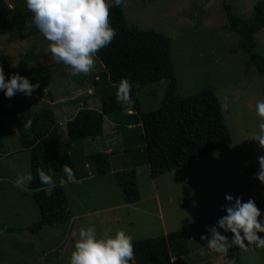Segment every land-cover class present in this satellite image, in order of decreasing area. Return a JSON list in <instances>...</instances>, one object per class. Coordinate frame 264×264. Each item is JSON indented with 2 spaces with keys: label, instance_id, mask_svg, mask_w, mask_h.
<instances>
[{
  "label": "rangeland",
  "instance_id": "obj_1",
  "mask_svg": "<svg viewBox=\"0 0 264 264\" xmlns=\"http://www.w3.org/2000/svg\"><path fill=\"white\" fill-rule=\"evenodd\" d=\"M223 1L231 4L236 15L249 17L258 0H125L123 9L127 22L160 31L170 38L178 93L186 95L206 86L213 87L232 142L155 177L150 176L148 166H142L135 172L139 197L133 202L123 199L115 175L118 170L131 168L128 159L122 152L112 154V171L104 174L91 171L87 178L64 183L72 212L68 220L45 224L37 234L25 229L3 231L0 228V264H68L79 230L90 225H95L98 235L124 233L133 240L185 229L191 236V251L168 264H264V248L233 246L220 254L210 251L206 241L200 239L201 233L207 234L205 226L214 224L224 214L220 206L226 202V192L244 200L264 198V183L255 177L259 170L257 156L264 154L255 139L260 120L255 104L257 99L264 98V74L253 64L247 65L245 52L236 49L238 35L225 27ZM254 38L256 50L264 53V27L255 32ZM47 46L42 33L25 38L0 34V65L9 72L23 55L29 57L28 65H47L51 73L47 89L34 91L31 96L18 93L16 100L36 109L43 101H49L51 95L50 102H55L57 115L63 98L92 91V80L103 65L96 59L88 73L72 74L63 62L51 59ZM166 83L167 80L156 81L140 90L142 110H153L160 105ZM88 103L95 108L101 105L99 97L89 98ZM6 107L14 108L12 104ZM1 115L4 116V110ZM104 119L109 122L107 117ZM59 123L63 127L59 137L65 139L64 121L60 117ZM111 124L113 133L92 137L97 146L101 143L104 152H107V142L114 149H120L121 134L112 121ZM109 127L106 126V132ZM15 133L9 137L10 148L18 143ZM73 153L80 156L76 151ZM74 161L77 167L82 168L85 162L84 169L92 170L87 155L77 160L75 157ZM47 173L51 177L55 175L50 170ZM27 174L28 149L0 154L1 227H23L37 216L38 206L27 188L28 180L22 185L16 184L18 177ZM214 256L223 261L211 262Z\"/></svg>",
  "mask_w": 264,
  "mask_h": 264
},
{
  "label": "trees",
  "instance_id": "obj_2",
  "mask_svg": "<svg viewBox=\"0 0 264 264\" xmlns=\"http://www.w3.org/2000/svg\"><path fill=\"white\" fill-rule=\"evenodd\" d=\"M222 10L226 19L225 27L238 35L236 49L245 52L247 65L253 64L259 73L264 74V53L256 50L254 38L255 32L264 27V0L254 3L253 14L249 17L236 15L231 4L225 1L222 2ZM31 15L26 0H0V34H8L10 38L40 34L34 25L30 30L25 27L26 23H30ZM109 20L117 29V34L97 54L103 69L98 79L92 80L93 91L77 93L69 99L63 98L59 102L62 109L57 115L53 105L55 102H50V98L53 99L50 94L49 101H43L34 109L17 101L18 93L8 98L0 91V154L29 150V173L33 179L27 182V188L38 206L37 216L31 222L23 227L0 225L3 231L25 229L37 234L45 224L61 223L72 216L64 183L73 177L63 171L65 164L72 167L75 179H83L91 171L96 174L110 172L111 154L122 152L131 168L118 170L115 175L122 188L123 199L133 202L139 197L134 181L136 165L148 163L150 175L155 177L197 161L203 155L232 142L221 102L213 87L206 86L186 95L178 93V80L167 35L127 22L123 6L111 7ZM28 61L29 57L23 55L15 68L9 72L4 70L6 78L7 74L18 71L29 76L32 82L40 84L35 91L46 90L51 81L50 68L47 65L31 66ZM125 75L134 85L130 105L116 100L118 81ZM160 80H167L160 105L153 110H142L140 90ZM94 96L99 97L101 102L97 108L88 103V99ZM2 102L4 105H1ZM75 103H79V106ZM11 104L14 108L8 110L6 106ZM126 107L131 110L126 111ZM1 109L4 110V116L1 115ZM105 115L112 118L121 134L120 149L88 154L92 170L83 167L79 170L74 160L75 157L76 160L82 157L75 156L73 152H79L78 143L83 144L87 139L95 143L92 137L102 134ZM59 117L64 120L65 139L59 137L63 129ZM28 119L32 120V126L25 128L23 125ZM13 132H16L18 143L10 148L9 137ZM37 169L54 172V184H43ZM48 189H51V195L46 194ZM255 202L264 210V198L256 199ZM259 235L264 236V233ZM134 241L136 264H168L172 259L188 255L191 251L189 236L182 228Z\"/></svg>",
  "mask_w": 264,
  "mask_h": 264
},
{
  "label": "clouds",
  "instance_id": "obj_3",
  "mask_svg": "<svg viewBox=\"0 0 264 264\" xmlns=\"http://www.w3.org/2000/svg\"><path fill=\"white\" fill-rule=\"evenodd\" d=\"M124 2L26 0V7L32 15L25 27L30 30L34 25L43 34L48 41L47 49L52 60L63 62L72 74H86L94 67L99 50L109 45L117 34V29L109 20V9L123 6ZM39 87L38 82H32L29 76L18 71L7 74L6 78L0 65V91L5 97L11 98L16 93L31 96ZM133 87L128 76H122L117 85L116 100L130 105ZM125 110L130 111L131 108L126 107ZM255 111L260 117L255 139L264 149V98L256 100ZM105 117L109 119L110 116ZM23 126L30 128L32 120L28 119ZM257 161L259 170L255 177L264 183V154L258 155ZM63 171L69 176L73 173L68 164L63 166ZM37 174L43 184H54L53 178L43 169H37ZM25 179L31 181L33 176L29 173L26 177H18L16 184L22 185ZM46 194L51 195V189ZM224 199L226 202L220 206L224 214L214 224L205 226L207 234L201 233L200 239L206 241L207 248L220 254L227 253L233 246L264 248V236L259 235L264 233V210L257 206L252 197L244 200L239 195L226 192ZM134 244L135 241L124 233L117 236L98 235L95 225L81 227L68 264H136Z\"/></svg>",
  "mask_w": 264,
  "mask_h": 264
},
{
  "label": "crops",
  "instance_id": "obj_4",
  "mask_svg": "<svg viewBox=\"0 0 264 264\" xmlns=\"http://www.w3.org/2000/svg\"><path fill=\"white\" fill-rule=\"evenodd\" d=\"M87 92H89V91H87ZM90 92H92V91H90ZM92 98H94L95 99V96L94 97H92ZM62 113V112H61ZM63 119V118H62ZM64 121V120H63ZM111 121H112V118L111 117H109V122H105V119L103 120V128H104V130H103V132H102V134L101 135H99V137H102V136H104L105 134H108V133H113V129H112V124H111ZM113 122V121H112ZM106 126H110L108 129H109V131L108 132H106L105 130V128H106ZM115 126V125H114ZM64 131H65V129H64ZM63 131V135L64 136H66V133ZM81 143H78V145H79V152H76L78 155H80V157H82L83 155H88L90 152H92V151H102L101 149L103 148V147H101V143H99L98 145L99 146H97L95 143L93 144V143H91L88 139L86 140V141H84V143L83 144H81ZM78 145H75V146H78ZM72 148H74V146L72 145ZM105 148V147H104ZM112 145H110L108 142H107V148H106V150L105 151H107V152H112L111 150H112ZM109 149V150H108ZM88 153V154H87ZM113 157V155L111 154V156H110V159ZM84 166V165H83ZM82 166V167H83ZM147 167L148 166V168H149V164L148 163H141V164H138V165H136L135 166V168H136V171L137 170H139V168H141V167ZM110 168H111V170L110 171H112L113 170V168L111 167V161H110ZM81 168H79V170H80ZM83 169H84V167H83ZM149 172H150V170H149ZM88 174V173H87ZM89 176H91L90 174H88L87 176H84V178H87V177H89ZM151 176V175H150ZM73 177V179H71L70 181H75V180H77V181H80L81 179L79 178V179H75V177L74 176H72ZM70 179V178H69ZM160 211V209H159V207H158V212ZM189 238L191 239V236H189ZM220 261H223L222 260V258L221 257H218V256H214L212 259H211V262H213V263H216V262H220Z\"/></svg>",
  "mask_w": 264,
  "mask_h": 264
}]
</instances>
